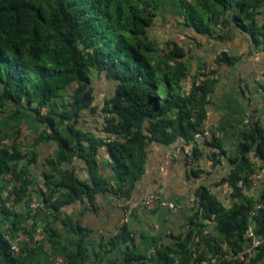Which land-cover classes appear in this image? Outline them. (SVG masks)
<instances>
[{
  "label": "trees",
  "instance_id": "obj_1",
  "mask_svg": "<svg viewBox=\"0 0 264 264\" xmlns=\"http://www.w3.org/2000/svg\"><path fill=\"white\" fill-rule=\"evenodd\" d=\"M177 2L183 10L181 25L188 32L222 39L215 27L234 25L250 37L262 55L258 86L264 97V0ZM157 9L156 0H0V114L10 105L14 113L29 110L44 130L35 141L46 139L57 146L47 158L40 204L26 206V221H34L43 209L58 217L65 205L93 204L100 192L128 200L144 172L152 142L191 145L185 158L194 175L202 171L194 163L203 155L201 145L216 150L210 157L213 166L221 163L225 150L219 140L212 134L208 140L195 136L202 131L217 69L212 65L209 72L203 70L184 85L185 48L177 41L160 43L149 36ZM233 62L234 57L225 52L213 60L216 66ZM91 72L113 82L111 95L100 103L90 85ZM63 90L68 92L65 101ZM100 114V124L88 128V117ZM102 148L112 159L109 168L117 178L115 185L101 173ZM76 156L85 161L88 176L84 179L70 165ZM26 157L17 141L9 146L0 141V176L9 173L15 181L8 195L0 197L3 264H27L30 251L28 242L14 253L2 231L3 217L17 221L6 201L13 196V203H26L32 193L28 163L36 153ZM229 160L224 175L197 187L195 208L179 234L146 255L134 251V236L123 223L116 234L100 242L104 253L96 255V264L113 250L119 253L108 264H241L234 255L249 246L250 239L244 236L249 227L260 240L249 262L262 264L264 190L255 197L246 191L258 166L264 168L263 123H251ZM222 184L229 188V205L212 190ZM61 220L76 228L69 218ZM211 223L215 231L207 229ZM82 230L78 226L79 234ZM25 234L31 237L29 230ZM56 235L49 231L52 245L58 244ZM84 251L78 243L75 251L66 252V264H85Z\"/></svg>",
  "mask_w": 264,
  "mask_h": 264
},
{
  "label": "crops",
  "instance_id": "obj_2",
  "mask_svg": "<svg viewBox=\"0 0 264 264\" xmlns=\"http://www.w3.org/2000/svg\"><path fill=\"white\" fill-rule=\"evenodd\" d=\"M171 2L172 7H176L178 11L181 9L177 0ZM160 11L149 28V36L160 43L167 40L177 41L188 54L187 45L182 43L185 42V38L181 36V33L187 30L175 23L174 14L170 15V12L162 14ZM221 34L224 35L222 39L213 36L203 37L205 39L201 41L205 43L196 50L195 62H203L207 59L213 61L220 52L234 57V62L230 65L216 66L213 63L217 69L214 76L216 81L209 94L207 106L209 133L219 140L225 153L220 156L221 163L213 166L210 157L212 151L216 150L201 145L203 155L194 162L196 169L202 170L198 175L192 174L191 162L185 158L191 145H184L182 148L181 141L172 144L152 142L147 148L144 172L136 182L128 200L113 192H100L96 195L93 204L77 201L65 205L58 217H55L51 211L43 209L34 221H26L24 219L26 206L40 204L39 190L43 188V172L49 170L47 158L54 155L57 146L46 139L35 141L43 127L29 110L21 109L13 115L7 112L0 114V131L3 139L19 131L20 135L16 138L19 140L21 150L28 152L26 158L31 156L32 151L36 153V158L28 163L32 178L31 196L27 198L26 203L12 204L11 209L17 215L15 223H12L13 217H3L2 220L3 225L13 233L24 234L26 239L24 245L29 242L27 264H56V256H65L66 252L75 251L80 242L85 248L84 263L96 264L98 261L96 255L104 253L100 249V242H105L109 236L119 231L127 203L143 199L154 186L158 187L162 199L173 203L176 207L174 210L165 206L147 209L137 205L133 209L124 223L134 236V251L147 255L153 251L155 245L171 240L187 227L195 208L197 187L210 185L224 175L229 169V157L235 154L243 132L250 129L252 122L264 124V97L258 86L262 65L261 52L252 44L250 37L237 26L225 27ZM187 67L189 74V60ZM108 93L102 100L108 98L112 91ZM101 119V114L91 118L87 127L93 129L100 124ZM99 159L101 173L115 185L117 178L109 168L112 159L104 148L100 150ZM70 165L81 178L88 176L83 159L76 156ZM14 182L10 174L0 176V197H6L10 185ZM220 186L224 192L222 198L216 193L217 187ZM220 186L212 187V190L225 205H229L231 202L229 188L226 184ZM257 187L260 192L264 190V170L254 176L252 187L248 191ZM248 196L255 197L250 194ZM63 218H69L76 228L64 224L61 220ZM78 226L83 229V234L78 233ZM52 229L57 233L56 245H52L48 236ZM27 230L30 232V238L25 234ZM118 253L117 250L108 252L101 264H108L109 260ZM0 264H3L2 260Z\"/></svg>",
  "mask_w": 264,
  "mask_h": 264
},
{
  "label": "rangeland",
  "instance_id": "obj_3",
  "mask_svg": "<svg viewBox=\"0 0 264 264\" xmlns=\"http://www.w3.org/2000/svg\"><path fill=\"white\" fill-rule=\"evenodd\" d=\"M171 1H175V0H156V2L158 3L157 15H158L161 7H162V10L160 11L162 14H164L165 12H170L169 13L170 15L171 14H174V16H175V18H174L175 23L178 24V25H181L182 22H180V21H182L183 10H182L181 7H180L181 9H179V11L176 9V7H172L173 5H171V3H172ZM175 10H177V11H175ZM224 28L225 27H215V30H216L215 31V34L216 35H220L221 34V31H223ZM181 36L183 38H185V42H182V43H185L187 45V47H188V54H187L186 59L190 61V73L188 74L186 80L184 81V85L185 84L187 85V84H189L191 78L194 75L199 74L203 70L209 72L211 70L212 65H213V61L207 59V60H204L203 62H201V61L200 62H195V52H196L197 49L200 48V46L203 43H205V42H202L201 41V40H204L205 39V38H203L205 36L195 35V34H193L191 32H187V31L185 33H181ZM206 37L209 38L208 36H206ZM88 75H89L90 81H91L90 82V85L92 86L93 91H94V94H95V97H96V102L97 103H100L102 101V99L107 95V93L108 92L110 93L113 90V82L111 80H109V79H106L103 76V74H97L95 72H91ZM214 76H215V74H214ZM68 89H70L69 86H68ZM61 96H62L61 98L64 101L67 100L68 92L63 90L62 93H61ZM14 111H15V107H13V106L10 105V106L6 107V110L4 112H7L9 115H13L14 114ZM19 111H21V109H19L16 112V114ZM91 118H94V116H92V115L89 116L88 117V121ZM92 121H93V119H92ZM42 131H44V130H42ZM19 135L20 134H19V131H18L17 133H13L11 136H7L6 139H3L2 134H1V131H0V141L5 146H9V145H11L13 143V141H17V142L19 141L17 139ZM262 167L263 166H261V165L258 166V168H257V172L258 173H260V172H262V170H264V168H262ZM7 174H9V173H7ZM222 189H223L222 186H220L219 188L217 187V190H216V193L218 194V196L220 198H222L223 197V194H224V192H223ZM259 193H260V190H259L258 187L256 189L252 188L250 191H246V194L247 195L250 194V195H253V196H257ZM207 229L210 230V231H213L214 230L213 223L210 224V225H208V228ZM253 256L254 255H252L250 257V259H252ZM261 262H262V264H264V261H261Z\"/></svg>",
  "mask_w": 264,
  "mask_h": 264
},
{
  "label": "built area",
  "instance_id": "obj_4",
  "mask_svg": "<svg viewBox=\"0 0 264 264\" xmlns=\"http://www.w3.org/2000/svg\"><path fill=\"white\" fill-rule=\"evenodd\" d=\"M207 117H208V113H206V118L203 120V124L201 127L202 131L195 135L197 138L204 137L207 140L210 139L211 134L209 133V130H208ZM187 154H189V153H187ZM188 161H189V159H188ZM11 187H12V185H10V187L7 191V195H8V192H9ZM12 204H13V196H10V198L6 201V206L11 207ZM137 205H141L147 209H154L157 206H165V207H168L169 209L174 210L176 207L173 203L167 202L166 200L162 199L160 197L158 187L154 186L153 189L143 199L127 203V208L125 209V212H124L123 217L121 219V223H124L127 220L128 216L130 214H132L133 209ZM258 207H259V205H258ZM253 215H254V211H251L250 217H252ZM2 231H3V235H4L5 239H7L10 243L11 250L14 253H18L21 246L24 244V241L26 240L24 234L13 233L10 229H7L6 226L3 225V223H2ZM244 236L247 239H250V244L245 249L238 251L234 255V257L241 264H250V262H249L250 257L253 255L254 249L259 244L260 240L254 234L251 227H249L247 229ZM55 263L56 264H66L65 256H56L55 257Z\"/></svg>",
  "mask_w": 264,
  "mask_h": 264
}]
</instances>
